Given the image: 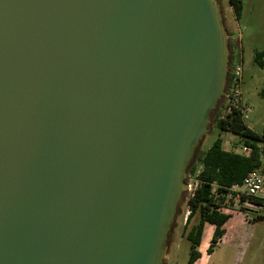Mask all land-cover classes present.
<instances>
[{
    "label": "water",
    "instance_id": "95a60500",
    "mask_svg": "<svg viewBox=\"0 0 264 264\" xmlns=\"http://www.w3.org/2000/svg\"><path fill=\"white\" fill-rule=\"evenodd\" d=\"M231 36L220 0H0V264H167Z\"/></svg>",
    "mask_w": 264,
    "mask_h": 264
},
{
    "label": "rangeland",
    "instance_id": "374dc122",
    "mask_svg": "<svg viewBox=\"0 0 264 264\" xmlns=\"http://www.w3.org/2000/svg\"><path fill=\"white\" fill-rule=\"evenodd\" d=\"M220 1L225 24L229 31L234 32V10L229 0ZM243 5V13L239 19L240 30L237 29V36L240 38L237 49L244 62L243 95L244 105L248 108L244 119L251 129L264 134V97L260 94L264 88V68L253 61L254 52L264 49V0H243ZM219 136L224 139L226 149L237 151L244 144L240 135L220 131L214 123L212 131L202 144V149L209 148ZM262 156L264 161V149ZM186 207L185 201L174 228L167 264H188L190 242L182 234L183 225L186 223ZM236 209L224 225V234L220 241L211 252L207 251L200 264H264V219L254 221L258 215L264 216V205L260 209H242L238 206ZM208 226L209 223L204 238L208 235Z\"/></svg>",
    "mask_w": 264,
    "mask_h": 264
},
{
    "label": "trees",
    "instance_id": "16d2710c",
    "mask_svg": "<svg viewBox=\"0 0 264 264\" xmlns=\"http://www.w3.org/2000/svg\"><path fill=\"white\" fill-rule=\"evenodd\" d=\"M229 2L237 19H240L244 9L243 0H229ZM230 46L234 60L238 55V49L232 38ZM253 61L264 68V49L254 52ZM260 94L264 97V88ZM214 121L215 127L220 131H230L240 135L244 139V144L251 150L248 153H240L235 149H226L221 136L217 137L209 148H201L195 164L189 171L190 176L199 181V185L194 195L188 199L191 213L182 231L184 238L190 242L188 264H194L201 257L199 247L206 223L215 226L208 252L213 250L223 236L224 225L232 215L219 211L218 207L225 203L231 187L234 184H241L251 171L264 172L262 159L264 148L259 145L264 140V134L257 133L246 124L242 111L229 110L224 101ZM259 219H264V216L258 215L254 221Z\"/></svg>",
    "mask_w": 264,
    "mask_h": 264
},
{
    "label": "built area",
    "instance_id": "2783aa9c",
    "mask_svg": "<svg viewBox=\"0 0 264 264\" xmlns=\"http://www.w3.org/2000/svg\"><path fill=\"white\" fill-rule=\"evenodd\" d=\"M244 81V62L242 54L239 52L232 60V66L229 75L228 96L226 103L229 110L239 109L245 115L248 108L244 105L243 95ZM264 147V140L259 143ZM251 148L243 144L238 148L240 153H248ZM189 179V190L186 196V212L184 214L185 222L191 213L188 199L192 197L199 185V181L193 176ZM235 205V207H234ZM264 205V172L260 170L251 171L241 184H234L226 196L225 203L218 207V210L224 213H233L237 206L245 209H260Z\"/></svg>",
    "mask_w": 264,
    "mask_h": 264
},
{
    "label": "crops",
    "instance_id": "0c3cea01",
    "mask_svg": "<svg viewBox=\"0 0 264 264\" xmlns=\"http://www.w3.org/2000/svg\"><path fill=\"white\" fill-rule=\"evenodd\" d=\"M233 9V8H232ZM234 17H235V25H234V32H231L232 34V39L234 40V42L236 43V45H238V42H239V37L237 36V29L240 30L239 28V19H237L236 15L234 14ZM232 215V214H231ZM207 227V223L205 225V229ZM205 229H204V234H205ZM214 230H215V226L213 224H210L209 223V226H208V235L204 238V234H203V238H202V242H201V245L199 247L200 251H201V257L194 263V264H200V262L205 258L206 256V253L208 251V247L211 243V239H212V236H213V233H214ZM202 264H205V263H202Z\"/></svg>",
    "mask_w": 264,
    "mask_h": 264
}]
</instances>
